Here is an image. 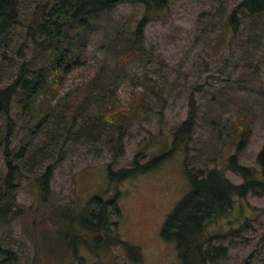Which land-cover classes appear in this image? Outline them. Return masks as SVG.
<instances>
[{"label": "rangeland", "instance_id": "rangeland-1", "mask_svg": "<svg viewBox=\"0 0 264 264\" xmlns=\"http://www.w3.org/2000/svg\"><path fill=\"white\" fill-rule=\"evenodd\" d=\"M135 1L126 0L115 9L112 14L115 29L125 33L135 29L143 14V6ZM241 2L169 0L161 16L147 24L143 46L151 54V60L145 65L138 62L127 66L124 69L127 75L120 80L118 88L103 100L104 105L116 104L126 110L131 120L121 129L123 153L115 161V170L127 167L138 151L147 152L144 161L157 160L168 152L173 132L187 116L190 98L194 99L198 112L192 141L188 145L190 167L195 170L205 166L218 167L237 185L242 180L228 168L230 155L237 154V163L243 167L257 168L256 155L264 145V15L252 19L238 10L229 23L232 12ZM101 37V33L97 34L88 47L85 63L69 72L61 95L65 92L84 95L87 92L84 86L90 83L104 60L109 64L105 75H110L113 61L101 48ZM20 45L31 48L30 44ZM8 56L13 64L4 63L1 67L3 85L10 84L16 74L14 62L18 56H14L12 50ZM31 56L32 51L25 58ZM101 77L105 80L103 74ZM144 84L151 85L154 90L147 89ZM14 102L8 134L11 158L14 164L25 165L24 162L29 160L34 165L33 169L25 165L29 172L20 169V179L15 181L21 186L16 189L20 215L11 226H5L1 240L5 250L10 248L6 246L9 244L22 245L24 250L17 251L16 260L8 259V250L9 253L0 256V264H53L67 246L66 242L63 243L62 234L56 232L52 222L42 221L47 218L43 211L38 218L35 216V211L41 209L35 179L45 165L53 161H41L42 148L47 141L44 132L50 131L52 123L36 128L45 117L39 112L40 106L24 118ZM98 106L93 107V111L99 110ZM241 118H246L239 122L241 130H234ZM48 119H52L51 116ZM212 121L215 125H210ZM6 123L7 119L0 117V182L7 175L3 154L8 131ZM77 129L72 127L71 140L50 186L53 200L72 201V207L80 210L89 199L107 198L114 193L107 178V164L113 154L109 144L116 142L120 134L114 130L107 140L92 143L83 134L85 130L78 133ZM30 131L35 134L31 136ZM242 131L247 139L237 152L238 135ZM92 133L90 138L95 137V132ZM158 163L149 172L118 187L122 217L116 230L128 247H108L107 237L100 238L99 235V243L90 240V249L100 245L103 251L100 259L84 258V264H136L131 259L137 253L142 257L139 264H180L175 244L161 240L160 230L190 189L184 153L175 152ZM23 207L28 209L27 212ZM87 209L94 210V207ZM216 229L225 234L223 244L228 247V257L217 264H264V243H261L264 240V196L235 198L230 215L219 220ZM11 250L15 251V248ZM82 252L87 253V250L77 251L79 256ZM113 256L117 258L116 262ZM74 258L66 253L64 261L71 262Z\"/></svg>", "mask_w": 264, "mask_h": 264}, {"label": "trees", "instance_id": "trees-1", "mask_svg": "<svg viewBox=\"0 0 264 264\" xmlns=\"http://www.w3.org/2000/svg\"><path fill=\"white\" fill-rule=\"evenodd\" d=\"M124 1L126 0H0V73L4 63L13 64L8 56L10 50L14 56H18L15 57L17 61L14 65L16 63L17 67L12 82L3 85L0 78V117L6 118L8 124L3 150L7 175L0 182V256L10 251L8 259L16 260L17 251L24 250L22 245L13 244L6 245L10 248L9 251L5 250L1 240L5 226L12 225L20 215L17 212L15 192L13 193L19 186L15 181L20 179V169L29 172L26 166L33 169L34 165L29 160L24 162L26 166L19 165V162L14 164L11 158L8 134L12 126L10 112L14 100L24 118L40 106L39 112L45 114V117L36 128L47 127L48 122L52 123L50 131L44 132L47 141L42 148L44 155L41 161H53L45 165L43 172L35 179L41 204V209L35 211V216L38 218L43 211L47 218L42 221L52 222L57 228L56 232L62 234L63 243L66 242L67 246L53 264H76L75 261L77 264H84V258L100 259L103 252L100 245L90 249V240L99 243V235L100 238L107 237L108 247H128L116 230L117 222L122 217L119 185L149 172L159 165L158 162L178 151L184 153L185 173L190 189L165 219L160 237L165 242L175 244L180 264H217L224 261L228 257V247L223 244L225 234L216 229L219 220L230 215L235 198L242 200L248 195L264 196V145L256 155L257 168L239 165L237 154H232L227 159L229 170L242 180L239 185L226 178L218 167L205 166L198 170L190 167L188 145L192 141L198 116L193 98H190L185 120L172 134L168 152L157 160L154 158L144 161L147 152L138 151L133 155L129 167L114 169L115 161L123 153L122 126L131 120L126 110L116 104L104 105L103 100L118 88L120 80L127 75L124 70L127 66H134L138 62L145 65L151 60V54L143 46L145 28L151 20L161 16L169 0H136L143 6V14L135 29L126 33L115 29L112 24L113 12ZM238 10L242 14L247 13L252 19H258L264 15V0H242L232 12L229 23H232ZM100 33L101 48L106 50L113 61L110 75H105L109 64L108 60H104L90 83L86 82L88 84L84 88L87 92L84 95L71 92L61 95L69 72L85 63L88 47ZM25 43L30 44L31 48L18 46H24ZM31 51V58L26 59L25 56ZM102 74L105 80L101 79ZM144 87L154 90L148 84H144ZM96 106L99 110L93 111ZM49 116L53 120L48 119ZM245 119L237 120L234 130H241L239 122ZM211 124L215 125V122L212 121ZM72 127L78 128V133L85 130L83 134L92 143L107 140L114 130H118L120 134L112 145L106 143L113 151L112 160L107 164V178L114 187V193L107 198L93 197L80 210L72 207V201L59 202L51 198L50 184L57 165L65 156ZM87 130L90 132L87 133ZM92 132H95V137L90 138ZM30 134L33 136L35 132L30 131ZM238 136L237 152L247 139L243 131ZM20 155L16 157L20 158ZM89 206H93L94 210L87 209ZM23 210L27 212L28 209L23 207ZM11 248H15V251ZM84 249L87 253L82 252L79 256L77 251ZM66 253L75 258L71 262L64 261ZM131 260L139 264L142 257L137 253ZM113 261H117L115 256Z\"/></svg>", "mask_w": 264, "mask_h": 264}, {"label": "flooded vegetation", "instance_id": "flooded-vegetation-1", "mask_svg": "<svg viewBox=\"0 0 264 264\" xmlns=\"http://www.w3.org/2000/svg\"><path fill=\"white\" fill-rule=\"evenodd\" d=\"M9 253V252H8Z\"/></svg>", "mask_w": 264, "mask_h": 264}]
</instances>
